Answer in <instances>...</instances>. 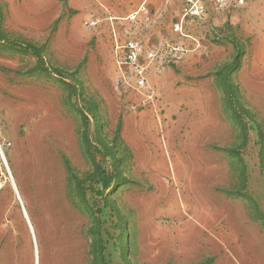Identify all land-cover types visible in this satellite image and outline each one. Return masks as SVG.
Returning a JSON list of instances; mask_svg holds the SVG:
<instances>
[{"label":"rangeland","instance_id":"rangeland-1","mask_svg":"<svg viewBox=\"0 0 264 264\" xmlns=\"http://www.w3.org/2000/svg\"><path fill=\"white\" fill-rule=\"evenodd\" d=\"M109 1L0 0V264H264V0Z\"/></svg>","mask_w":264,"mask_h":264},{"label":"crops","instance_id":"crops-1","mask_svg":"<svg viewBox=\"0 0 264 264\" xmlns=\"http://www.w3.org/2000/svg\"><path fill=\"white\" fill-rule=\"evenodd\" d=\"M170 1L172 2L173 0H110L109 2L110 5H112L111 9H113L115 14L119 13L127 17L129 15L135 14L141 9L148 10L156 15V3L160 4V8L158 10L162 12L168 9L167 5ZM119 5H121V8ZM217 17L220 19L217 20V24L223 23L221 16L217 15Z\"/></svg>","mask_w":264,"mask_h":264},{"label":"built area","instance_id":"built-area-1","mask_svg":"<svg viewBox=\"0 0 264 264\" xmlns=\"http://www.w3.org/2000/svg\"><path fill=\"white\" fill-rule=\"evenodd\" d=\"M208 1H212L215 3V5L221 9V8H225L227 6V4L230 2V0H208ZM239 2L241 3L242 0H239ZM204 6L203 5H197V4H192L189 9L185 10V15L189 14L193 17H200L201 14H204ZM134 17V16H131ZM130 17V18H131ZM1 156V155H0Z\"/></svg>","mask_w":264,"mask_h":264},{"label":"bare ground","instance_id":"bare-ground-1","mask_svg":"<svg viewBox=\"0 0 264 264\" xmlns=\"http://www.w3.org/2000/svg\"><path fill=\"white\" fill-rule=\"evenodd\" d=\"M134 17H135V16H134ZM134 17H131V18L128 19V20H133V19H135ZM109 20H112V19H109ZM152 146H155V145L153 144ZM155 148H156V146H155ZM0 155L2 156L1 147H0ZM2 158H3V156H2ZM3 160H4V163H5V165H6L7 170H8V172H9L8 163H6V159H5V158H3ZM13 186H14V188H16V185L14 184V182H13ZM17 198H18V200L21 202L20 195H19L18 193H17ZM23 214H24V218L26 219V221H27V223H28L29 228L32 229L31 224L29 223V220H28L27 213H26V211L24 210V207H23ZM35 264H39V256H38L37 254H35Z\"/></svg>","mask_w":264,"mask_h":264},{"label":"trees","instance_id":"trees-1","mask_svg":"<svg viewBox=\"0 0 264 264\" xmlns=\"http://www.w3.org/2000/svg\"><path fill=\"white\" fill-rule=\"evenodd\" d=\"M235 60H236V62H238V61H239V57L236 56V59H235ZM238 63H239V62H238Z\"/></svg>","mask_w":264,"mask_h":264}]
</instances>
